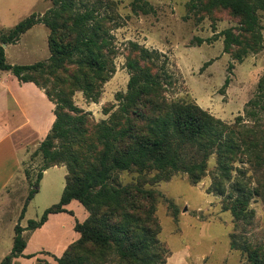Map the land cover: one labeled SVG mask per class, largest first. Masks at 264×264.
<instances>
[{
	"label": "trees",
	"instance_id": "trees-1",
	"mask_svg": "<svg viewBox=\"0 0 264 264\" xmlns=\"http://www.w3.org/2000/svg\"><path fill=\"white\" fill-rule=\"evenodd\" d=\"M206 1L207 9H229L240 18L245 36L224 31L225 52L234 45L244 47L246 53L245 45L252 49L262 43L258 12L264 11V0ZM51 2L44 14L33 13L14 28L0 31V70L12 72L21 83L35 84L55 105V121L36 152L42 153L46 164L30 184L20 220L39 192L45 170L65 163V187L59 203L46 209L39 220H29L26 228L16 225L12 250L1 264H13L18 257H35L23 254L27 247L24 232L41 228L54 214L74 216L65 208L74 201L89 212V217L76 220L74 230L80 237L56 258L57 264H166L169 252L160 245L161 225L156 218L157 204L164 196L146 186L179 174L186 175L193 186L209 174V192L222 198L223 211H229L238 225L250 223L251 200L264 188V131L259 126L264 112V76L256 100L250 102L254 109L246 110L248 119L238 116L235 122L227 123L193 102H169L162 74L153 73L149 66L155 65L157 54L133 44L139 58L127 64L132 73L128 91L117 95L116 111L105 110L109 119L98 125L96 142H88L89 121L79 114L73 97L81 91L86 99L98 100V87L110 73L112 37L103 12L89 0ZM139 8L148 13L147 4H134V10ZM37 24L49 30L50 57L29 65L9 64L3 44H17ZM246 35L252 43L246 42L250 40ZM228 85L226 79L224 87ZM85 145L89 154L80 153ZM212 158L215 167L209 171ZM248 171H252L249 177ZM121 172L137 174L136 180L120 184L116 174ZM177 214L175 209L174 217ZM236 235L231 234V248L247 255L246 264H264V251L247 242L238 245Z\"/></svg>",
	"mask_w": 264,
	"mask_h": 264
},
{
	"label": "rangeland",
	"instance_id": "rangeland-1",
	"mask_svg": "<svg viewBox=\"0 0 264 264\" xmlns=\"http://www.w3.org/2000/svg\"><path fill=\"white\" fill-rule=\"evenodd\" d=\"M89 2L103 12L112 37V53L109 55V77L98 87V100L86 99L81 91H76L73 97L75 106L81 111L79 114L85 115L89 121L88 142H96L98 125L109 119L110 114H105V110L113 108V111H116L119 104L117 95L128 91L132 73L127 64L130 60L139 58V52L134 50L133 44L157 54L155 65L149 66L153 73L159 71L162 74L166 87L164 95L169 102H193L227 123L235 122L238 116L244 117V120L248 119L246 110L254 109L250 102L256 100L259 93L258 84L264 76V11L258 12L262 43L252 49L245 45L247 51L244 53V47L234 45L225 52V37L222 35L230 29L236 36L244 37L240 18L229 9H207L206 0ZM134 4H147L148 13L141 8L134 10ZM42 8V5H32L24 9L16 6L14 12L3 19V29L14 27L25 17L35 11L39 12L37 10ZM48 37L47 27L37 25L23 35L16 45L6 49L7 62L13 65H29L47 60L50 57ZM246 38L250 37L246 35ZM246 42L252 43L251 38ZM240 54L241 59L238 57ZM206 63L209 64L201 71ZM163 66L165 68L161 69ZM2 77L6 83L17 82L8 72L2 73ZM44 78H48L49 82L52 80L47 76ZM226 79H229V85L224 87ZM35 92L27 95L31 99L25 98L31 100V107L36 112L45 115L47 124L50 122V113L41 104L42 100L37 91ZM14 97L20 101L23 99L18 94ZM45 102L51 104L47 99ZM259 108L255 110L258 111ZM10 109L14 111L3 113L0 119L12 125L22 123L23 119L18 117L16 109ZM260 115L262 120L259 126L264 131V112ZM248 123L254 125L253 121ZM40 144L24 161L14 185L8 190L9 193L0 196V264L12 250L16 225L20 224L24 228L28 226L29 220H39L46 209L59 203L63 193L67 166L60 163L47 175L46 182L41 184L39 192L29 201L25 218L20 220L31 190L30 184L36 181L46 164L42 153H36ZM56 147H59L58 141ZM87 151L86 145L80 149L81 154ZM214 167L215 159L212 158L209 171ZM248 172L249 177L252 171ZM136 177L137 174L133 172H121L116 174V181L126 185L136 180ZM259 179L260 175L256 174V180ZM262 184L264 187L263 182ZM210 185L209 174L196 186L190 184L186 175L179 174L169 181L146 186L147 189L160 191L164 196L157 204L156 218L161 225V233L158 235L160 245L169 252L166 264H246L247 255L231 248L233 232L237 234L238 245L243 246L247 242L264 251V188L251 200V222L238 225L229 211H223L222 198L209 192ZM170 202L174 208L169 206ZM83 209L75 208L73 211L74 216L77 213L79 221L89 217V212L84 207ZM175 209L178 210L177 217L173 215ZM63 218L51 219L47 227L50 232L46 230L35 234L34 231H25V238L30 240V253L45 248L40 252L41 255L33 257L36 259L35 264H57L58 256L51 250L74 238V233H71L68 226L69 222ZM63 224H66L64 230L60 228ZM38 260L41 262L38 263Z\"/></svg>",
	"mask_w": 264,
	"mask_h": 264
},
{
	"label": "crops",
	"instance_id": "crops-1",
	"mask_svg": "<svg viewBox=\"0 0 264 264\" xmlns=\"http://www.w3.org/2000/svg\"><path fill=\"white\" fill-rule=\"evenodd\" d=\"M32 5L33 6L42 5L43 8L37 10L39 12L36 11L33 12L38 14H44L48 9L52 7V2L51 0H0V31L9 30L15 27L14 26L12 28L3 29L2 21L3 19H5V17L8 14H12L14 12L16 6H18V8L24 9ZM37 25H43V24H37ZM37 25H35L34 27H36ZM11 45H6L5 51ZM6 72L10 73V75H13L12 72L0 70V115L6 113L9 110H13L10 108H15L18 117H22L23 121L22 123H17L12 125L0 119V196L9 193L8 190L14 185L16 178L18 177V175L22 170L24 161H26L30 157L31 151L33 149H36L38 145L46 138L55 121V114H54L55 105L47 98L44 90L38 88L33 83H21L14 75L13 77L16 78L17 82L15 83L14 81H10L9 83H6L2 79L3 78L2 73H6ZM36 88L39 89L40 91H38ZM35 91H37L39 98L42 100L41 104L50 113V119H48V121L50 122L49 123L47 122V124L45 123V115L44 114L41 115L39 112H36L31 107V100H30L31 98L28 97L27 95L36 93ZM17 94L23 98L21 101L18 98L14 97ZM25 97L30 99H27ZM46 99L51 103L50 105L45 102ZM43 110L45 111L44 108ZM57 167L58 166L51 167L43 172V177L40 182V186L41 184L46 182L47 175H49L50 171H52ZM65 208L68 211H75V208L84 210L83 207L78 202L75 201L67 205ZM56 217H64L63 219L69 222L68 226L71 230V233H74V238H72L69 241H66L61 246H57L55 250H51L58 257H61L64 251L66 250L67 246L80 237V234L74 230L76 220L78 219L77 213L75 214V216H71L68 213H59V214L51 215L49 217V220L46 222V224L43 225L41 228L35 230L34 233L35 234L43 233L46 230L50 232L49 228L47 229V227L50 224L51 219ZM80 221H82V219H80ZM65 226L66 224H63L61 225L60 228L64 230ZM25 227L26 226H24V228ZM24 235H26V232H24ZM29 244H30V240H27V247L23 253L25 256L41 255L40 252L45 249L42 248L41 250L35 253H30L28 251ZM35 262H36L35 258L27 259L25 257H18L13 260V264H27V263L35 264Z\"/></svg>",
	"mask_w": 264,
	"mask_h": 264
},
{
	"label": "water",
	"instance_id": "water-1",
	"mask_svg": "<svg viewBox=\"0 0 264 264\" xmlns=\"http://www.w3.org/2000/svg\"><path fill=\"white\" fill-rule=\"evenodd\" d=\"M3 47L5 48L6 47V44H3Z\"/></svg>",
	"mask_w": 264,
	"mask_h": 264
}]
</instances>
